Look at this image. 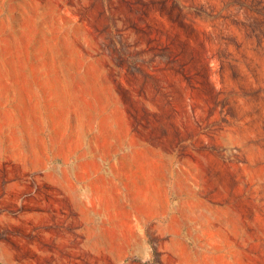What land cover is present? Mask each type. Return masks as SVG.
Instances as JSON below:
<instances>
[{"label": "rangeland", "instance_id": "rangeland-1", "mask_svg": "<svg viewBox=\"0 0 264 264\" xmlns=\"http://www.w3.org/2000/svg\"><path fill=\"white\" fill-rule=\"evenodd\" d=\"M0 264H264V0H0Z\"/></svg>", "mask_w": 264, "mask_h": 264}, {"label": "bare ground", "instance_id": "bare-ground-1", "mask_svg": "<svg viewBox=\"0 0 264 264\" xmlns=\"http://www.w3.org/2000/svg\"><path fill=\"white\" fill-rule=\"evenodd\" d=\"M118 196V195H117ZM77 198H78V196H76ZM116 197V196H115ZM79 199V198H78ZM118 201V203L117 204H120L121 202L119 201V200H117ZM124 201V200H123ZM75 202V201H74ZM73 202V203H74ZM68 203V202H67ZM76 203V202H75ZM114 203V202H113ZM79 204V203H78ZM115 204V203H114ZM76 205V204H75ZM80 205V204H79ZM76 207V206H75ZM80 207V206H79ZM83 207V206H82ZM110 207V206H109ZM123 207V206H122ZM73 208V207H72ZM119 208V207H118ZM77 209H78V207H77ZM90 209V208H89ZM123 209V208H122ZM76 210V209H75ZM102 210V209H101ZM83 210H80V212H82ZM79 212V213H80ZM125 212V211H124ZM65 213V212H64ZM69 213V212H68ZM121 213V212H120ZM45 214V213H44ZM66 214V213H65ZM125 214V213H124ZM35 216H37L36 214H34ZM85 215V214H84ZM112 215V214H111ZM39 217V216H38ZM62 217V216H61ZM80 217V216H79ZM114 217V216H113ZM132 217V216H131ZM32 218H33V215H32ZM35 218V217H34ZM82 218V217H81ZM84 219V218H83ZM82 219V220H83ZM85 219H87V218H85ZM84 219V220H85ZM32 220H34V219H32ZM103 220H104V218H103ZM36 221H37V219H36ZM68 221V220H67ZM89 221V220H88ZM57 222H59V221H57ZM86 222H87V220H86ZM109 222V221H108ZM137 222V221H136ZM40 223V222H39ZM54 223V222H53ZM84 223V222H83ZM120 224V223H119ZM130 224V223H129ZM60 225V224H59ZM98 225V224H97ZM72 227H74V226H72ZM95 227H96V225H95ZM135 229V228H134ZM83 230V229H82ZM79 232V231H78ZM135 232V231H134ZM48 234V233H47ZM63 234V233H62ZM64 235V234H63ZM86 237V236H85ZM60 238V237H59ZM72 239V238H71ZM82 240V239H81ZM82 244H84V243H82ZM68 250V249H67Z\"/></svg>", "mask_w": 264, "mask_h": 264}]
</instances>
